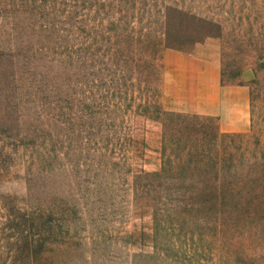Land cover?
Masks as SVG:
<instances>
[{
	"label": "rangeland",
	"instance_id": "1",
	"mask_svg": "<svg viewBox=\"0 0 264 264\" xmlns=\"http://www.w3.org/2000/svg\"><path fill=\"white\" fill-rule=\"evenodd\" d=\"M0 264H264V0H0Z\"/></svg>",
	"mask_w": 264,
	"mask_h": 264
},
{
	"label": "crops",
	"instance_id": "2",
	"mask_svg": "<svg viewBox=\"0 0 264 264\" xmlns=\"http://www.w3.org/2000/svg\"><path fill=\"white\" fill-rule=\"evenodd\" d=\"M165 56V66H171L169 56ZM174 55V54H172ZM184 60L194 63L191 73L195 76L193 80V95L205 96L208 93L205 88L211 89V98L203 102L196 100L193 103V111L205 115L215 116L219 120V126L225 132H245L249 128V91L246 86L221 85V64L217 55L213 54L210 59H198L194 56L177 54ZM180 67V65H179ZM186 69L182 66L180 70ZM202 102V103H201Z\"/></svg>",
	"mask_w": 264,
	"mask_h": 264
},
{
	"label": "trees",
	"instance_id": "3",
	"mask_svg": "<svg viewBox=\"0 0 264 264\" xmlns=\"http://www.w3.org/2000/svg\"><path fill=\"white\" fill-rule=\"evenodd\" d=\"M222 85H240V84H232V83H225L224 80H222ZM217 158V157H216ZM220 164V162H217L216 165ZM222 192H225L224 190H222ZM219 194V193H218ZM218 194L216 193L217 197H218ZM220 198V197H218ZM193 199V198H192Z\"/></svg>",
	"mask_w": 264,
	"mask_h": 264
}]
</instances>
